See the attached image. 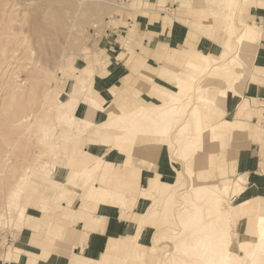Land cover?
I'll return each mask as SVG.
<instances>
[{"label":"rangeland","instance_id":"rangeland-1","mask_svg":"<svg viewBox=\"0 0 264 264\" xmlns=\"http://www.w3.org/2000/svg\"><path fill=\"white\" fill-rule=\"evenodd\" d=\"M71 1L0 0V264L7 261L19 263L24 258L29 264H36L41 258H46V251L40 254L20 247L21 234L25 230L39 235L45 233L46 241L52 236L55 242L61 234L51 227L53 217L59 216L57 202L76 188L88 187L89 182L102 183L93 180L97 171L84 172V167L71 169L67 172V180H62L56 178L58 169L72 165L77 149L79 155H88L84 150L88 142L100 145L90 141L91 137L108 145H101L105 152H114L115 135H123L120 125L113 126L114 118L138 107L150 108L170 101L174 97L172 93L177 96L173 99L178 100L183 114L167 138L150 134V131L135 142L131 140V144L122 139L125 146L134 148L127 155L128 161L116 166L111 160L99 159V164L108 172L115 171L113 173L119 175L125 164L135 168L132 155L136 148L144 151L154 148L158 152L164 146L166 152L171 153L169 157L175 164L176 172L169 181V187L163 191L154 190L149 184L148 190L145 189L143 196L151 201L137 219V233L133 237V245L138 252L135 258L146 260V252L152 264H223L224 259L241 264L239 243L255 240L257 236L255 224L250 232L246 231L247 220L242 218L243 212L246 208H253L260 199L256 201L252 198L253 202L242 204L249 200L247 188L251 176L248 173H238L237 176L229 173V165L236 162L239 147L231 141L215 153L223 155L217 161L225 165L227 175L233 178L221 179L222 175L216 170L213 172L211 167V173L205 175L209 166L206 158L199 156L209 150L213 126L211 117L209 122L203 116L206 103L196 98L208 85L234 90L237 82L241 81L236 74L240 70H246L244 91L252 81L249 73L255 71L252 61L254 51L244 48L241 54L242 47L236 42V36L245 24L256 25L259 22L264 25V18L258 20L255 12L252 13V8L257 5L248 10L245 4L252 2L247 0H233L232 5V0H188L193 4L192 16L208 19V22L204 21L207 24L212 23L206 34L214 31L221 33L222 46L216 52L196 47L188 50L186 54L196 56L200 63L196 67V78L184 80L188 63L181 66L178 62L166 61L165 64L175 68V72L167 76L162 72L156 73L157 69L145 72L144 61L140 59L150 53L144 46L141 52L137 51L135 40L143 38V35L138 36L137 17L139 12L144 13L141 11L143 7L151 6L146 4V0H141L136 6V0H74L75 4ZM166 4L167 1L158 6L167 10ZM248 12L251 16L246 15ZM216 18L222 20L217 21ZM230 27L232 32H229ZM112 37L117 38L122 47H116L121 51L114 56L127 59V65L140 79L132 84L129 79L123 80L121 87L110 90L115 98L106 106L100 99L99 86H105V78L113 66ZM240 55L246 67L240 66ZM140 73L145 75L144 78ZM156 75L165 82L166 87L160 88L169 97L161 102H158V96L150 99L145 95L150 85L157 83L154 80ZM183 83H191L192 86H183ZM137 93L147 103H158L136 106L139 99ZM237 97L242 96L234 95V98ZM90 98L100 103V109L92 108ZM247 99L249 105L246 101L243 106L248 105L251 113L241 118L263 129V140L247 135L246 131L237 138L243 144L256 143L264 169V99ZM188 100L190 103L186 105ZM195 105L198 113L196 120L192 121L190 113ZM185 120L191 122L187 136L190 135L192 140L195 137L197 141L186 140V146L192 142L195 147L180 151L176 138L181 134L177 127L185 124ZM156 133L161 134V131L156 129ZM117 170L120 172L117 173ZM201 173L205 178H200ZM157 178L160 180L159 176ZM210 182L218 185L234 183V186L230 187L227 197L219 201L215 196L218 186H205ZM146 228L152 236L149 246L142 245L139 240ZM179 240L186 241L182 248H178ZM255 246L264 252V242L256 240ZM139 252L143 254L139 255ZM249 254L251 252L248 257ZM73 262L87 264L86 260Z\"/></svg>","mask_w":264,"mask_h":264},{"label":"crops","instance_id":"crops-1","mask_svg":"<svg viewBox=\"0 0 264 264\" xmlns=\"http://www.w3.org/2000/svg\"><path fill=\"white\" fill-rule=\"evenodd\" d=\"M146 1V4L151 6L148 8L143 7L141 11L144 13L139 12L137 17L138 36L143 35V38L142 40H135L137 51L141 52V47L144 46L150 53V55H145L143 59H140L144 61L142 63H144L145 72L157 69L156 73L162 72L163 75L167 76L170 72H175V68L165 64L166 61H172L178 62L181 66H186L188 63L187 71L183 76L184 80L196 78V67L200 62L196 56L189 57L186 52L194 47L206 52H216L222 46L221 33H214V31L206 34V30L212 26V23L207 24L205 22H208V19L192 16L193 4L188 0ZM166 1L167 10L160 9L158 5H163ZM247 1L252 2V4H245V6H248V10L252 5H257L252 8V13L254 14L255 12L258 20L264 18V0ZM139 2L141 0H136L135 6ZM232 3L233 0L230 5ZM246 15L251 16V13L248 12ZM216 20L222 19L216 18ZM247 25L249 27L246 34L238 42V45L242 47L241 54L244 48L249 52L254 51L252 61L255 64H253L255 71L249 73L250 80L252 81L246 85L244 91L246 70H240L236 74L237 78L241 81L237 82L234 87L235 92L228 90L227 97L218 95L216 103L211 110L213 130H211L210 134L209 150L207 154H202L199 157L206 158V163L209 166L206 170L209 174L211 173V167L213 172L216 170L215 172H219L222 175L221 179L233 178L231 175H227L225 165L223 166L221 162L217 161L223 155L218 156L216 153H218V149L228 145L230 141L239 146L236 151V162H232L229 165V173L231 172L236 176L238 173H248L251 176V182L247 188L249 193L247 199L256 197L260 199L254 204L253 208H246V211L243 212L242 218L247 220L246 231L250 232L252 226L255 224L257 215L264 214V169L261 165L260 154L258 153L260 149L256 143H251L250 145L243 144V142H238L237 137L241 135V132L246 131L247 135L249 134L257 140H263V129H260L255 123H250L246 119L241 118V116H250L251 111L248 108V97L264 99V25L259 22L256 25L252 23ZM232 31L233 29L230 27L229 32ZM114 37L110 39L112 41L110 46L113 47V66L110 67L109 75L105 78V86L99 84V96L100 99H103L106 106L115 98L110 90L121 87L123 80L129 79L130 84H132V82L140 79L127 65V59H118L117 55L114 56L115 53L121 51V49H117L116 47L122 48L119 45V40ZM239 57L243 66L246 67L242 55ZM140 76L144 78L145 75L140 73ZM260 78L263 80L258 81ZM154 80L157 83L150 85L145 95L150 99H155L157 98L155 96H158V102L167 100L169 98L168 95L160 88L164 89L166 87L164 86L165 82L159 80L157 75ZM183 86L189 87L192 84L183 83ZM204 87H212L217 90L227 89L226 87L220 88L214 85ZM231 93L234 94L230 96ZM139 94L137 93V95ZM171 95L174 96L173 98L176 96L175 93ZM234 95H241L242 97L234 98ZM89 100L92 102V108L99 109L101 107L97 100L95 102L93 98ZM246 101L248 105L243 106ZM156 103H147L139 95V99L135 105L148 106ZM242 106L244 108L240 111ZM140 108L142 107L131 110L124 115L122 113L119 114L114 118L113 126L120 125V130L123 129L122 131L124 132L136 120L133 113L137 112ZM119 110H123V108ZM121 115H123L122 123ZM115 129L119 128L116 127ZM115 136L116 144L112 147L115 150L114 152H105L101 145H108L97 138L91 137L90 141H96L100 145L88 142L84 147L88 155H79L80 152L78 153L79 149H77V155L73 156L72 165L61 166L58 169L56 178L62 180L66 179L67 172L71 169L78 170L84 167V172L97 171L93 180H100L102 183L99 181L96 184L94 183L95 181L89 182L88 187L76 188L71 194H68L60 202H57L60 209L58 210L59 216L53 217V222H51L53 226L51 227L60 231L61 234L55 242L52 236L46 241L47 238L44 237L45 233L42 232V235H39L32 230H25L21 234L18 243L20 247L40 254L43 251L48 253L46 258H41L36 264H79L72 263L73 260H86L87 264H152L146 252V260L139 261L135 258L138 257V254H136L138 252H136V247L133 245V237L137 233V219L139 215L143 214L147 204L151 201L149 198L143 196L145 189L146 191L148 190L149 184L154 187V190L163 191L166 187L168 188L170 185L169 181L175 176V164L170 160L164 146L158 152L154 148L145 151L142 148H136L132 155V162L135 168L125 164L121 172L117 170V173L120 172L119 175H115L113 173L115 171L108 172L106 167L99 164V159H105L106 162H110L107 160H111L114 165L118 166L128 160L127 155L134 149L132 146L129 148L124 145L122 136ZM226 154L229 156V148H227ZM262 162H264V159ZM84 164L86 165L83 166ZM157 176H159L160 180H158ZM200 178H205L204 174L202 175L201 173ZM147 229L139 237L140 243L144 246L151 244L152 236ZM141 254L143 252H139V255ZM131 255H133V258ZM5 264L29 263L28 259L24 258L19 263L7 261Z\"/></svg>","mask_w":264,"mask_h":264},{"label":"bare ground","instance_id":"bare-ground-1","mask_svg":"<svg viewBox=\"0 0 264 264\" xmlns=\"http://www.w3.org/2000/svg\"><path fill=\"white\" fill-rule=\"evenodd\" d=\"M71 2H73L74 4L76 3V1H74V0ZM248 27L249 26L247 24H245L243 26L242 30L240 31V33L236 36V42L237 43L241 40V38H244ZM240 64H241L240 66H243L242 63H240ZM199 89H200V86L198 88V91H199ZM232 89L229 88V89H223V90H216L212 87H204L203 89H201V91L199 92L196 99L199 102L206 103V106H205L206 110L204 111L205 114H203V116L207 117L208 119L207 118L206 119L209 122H210V117H211L210 116V108L213 106V104L216 103V99H217L218 95L227 97L228 96V90L230 91ZM190 100L187 101L186 105H188L190 103ZM93 101L95 102L94 98H93ZM177 101L178 100L171 98L170 101L167 100V101L163 102L162 104H159L155 107H151L148 109H144L143 107L140 108L137 112L133 113L134 116L136 117V120L133 123H131V125H130V127H128V129H126L123 132L122 139L123 140L126 139V141H130V143H131V140L132 141L139 140L140 139L139 137L143 136L145 133L147 134V132L150 133V131H151L150 134L153 133L155 135H159V136H163V137L167 138L170 135L171 128L173 126L175 127L178 124V122L181 120V117L183 114L182 113L183 110L180 109V107L178 106L179 103H177ZM180 104H181V102H180ZM184 109H185V107H184ZM197 113H198V109H197V105H195L192 108L191 113H190V115H191L190 118L192 119V121L196 120ZM90 118H92V116ZM193 118H194V120H193ZM190 123L191 122H189V121L186 122V120H185V124H183V125L180 124L177 127V131L181 134L180 136H177V138H176V142H177L178 147L180 148V151L184 150V149L186 150V149H188V147H190V149L195 147V146H193L192 142H196L197 140H195V137L192 140L190 135L187 136L188 133H186V131L190 129L189 128ZM194 125L197 126L198 124L195 123ZM156 129L160 130L161 134L156 133ZM185 133H186V135H185ZM150 134H148V135H150ZM186 140L192 141V142L186 146V144H185ZM171 150L172 149L170 147V151ZM169 154H171V153H169ZM195 162H196V160H195ZM206 173L209 175V172H206ZM191 185H192V183H191ZM207 185L218 186L216 188L217 191H215L216 192L215 196H216V200L220 201V200H223L227 197V193L230 191V187L234 186V183L218 185L217 183H211L210 182L208 184H205V186H207ZM205 190L212 191L210 189H205ZM161 199H163V198H161ZM164 199H165V197H164ZM258 199H259V197L254 198V200H256V201H258ZM158 200H159V198H158ZM167 200H165V201H167ZM250 202H253L252 199L245 200L244 202H242V204L245 205V204L250 203ZM166 207H168L167 203H166ZM153 209L155 210L154 207H153ZM183 212H185V209L183 210ZM255 227H256V232H257V236L255 237L256 239L250 240V241L248 240V241L239 243V248H240V250H242V252L239 254V257H240L239 262H241V264H246V263L264 264V252L262 249L256 248V246H255L256 240H257V242H264V214H258L257 215V217L255 218ZM233 236H234V233H233ZM182 239H185V238H182ZM184 242H186V241L185 240H179V242H177L178 248H180ZM260 246L263 247L262 244ZM249 252H251V255L249 254L250 257H248V255H247ZM223 264H237V261H233L232 263H230L229 260L224 259Z\"/></svg>","mask_w":264,"mask_h":264}]
</instances>
